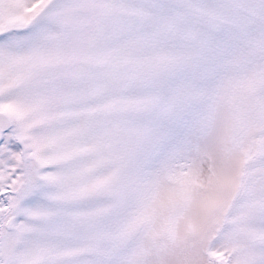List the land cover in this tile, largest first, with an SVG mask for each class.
I'll list each match as a JSON object with an SVG mask.
<instances>
[{"label": "snow or ice", "instance_id": "snow-or-ice-1", "mask_svg": "<svg viewBox=\"0 0 264 264\" xmlns=\"http://www.w3.org/2000/svg\"><path fill=\"white\" fill-rule=\"evenodd\" d=\"M0 264H264V0H0Z\"/></svg>", "mask_w": 264, "mask_h": 264}]
</instances>
